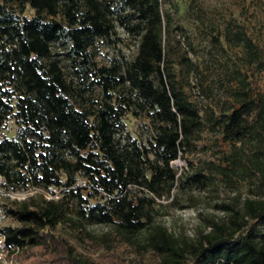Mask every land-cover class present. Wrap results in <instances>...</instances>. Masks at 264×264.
<instances>
[{"label": "trees", "instance_id": "1", "mask_svg": "<svg viewBox=\"0 0 264 264\" xmlns=\"http://www.w3.org/2000/svg\"><path fill=\"white\" fill-rule=\"evenodd\" d=\"M26 4L35 10L31 17L22 13ZM116 25L135 38L134 53L98 64L92 46L111 39ZM168 27L161 0H0V180L11 189L30 184L63 193L3 210L18 224L0 227L6 244L31 256L41 251L47 256L42 264H94L76 253L70 232L57 229L69 225L77 230L72 237L83 241L92 237L87 225H104L108 243L124 241L140 255L153 253L148 264H264V198L246 199L242 213L222 205L231 211L228 221L214 222L213 231L190 242L151 217L155 197L169 196L177 182L170 162L203 125L224 142L264 144V94L248 72L237 71V86L203 120L172 81ZM235 34L247 62L264 66L246 32ZM94 90L100 98L92 97ZM129 112L149 118L144 137L128 131ZM9 121L16 126L13 138L2 133ZM240 150L223 155L220 174L262 170V150L252 152L247 166ZM201 174L190 179L198 182ZM135 188L143 195L135 197ZM82 192L103 201L88 205ZM65 194L78 200L76 215L64 206Z\"/></svg>", "mask_w": 264, "mask_h": 264}, {"label": "rangeland", "instance_id": "2", "mask_svg": "<svg viewBox=\"0 0 264 264\" xmlns=\"http://www.w3.org/2000/svg\"><path fill=\"white\" fill-rule=\"evenodd\" d=\"M161 8L164 15H169L165 50L172 81L176 89L198 108L203 120L209 108L225 99L230 88L237 86V71H247L257 90L264 94V66L256 61L247 62L248 57L235 34L239 30L245 31L264 59V0H161ZM22 13L31 17L35 10L26 4ZM54 46L57 51L63 48L62 44ZM135 46V38L116 25L111 39L97 40L91 52L98 64H107L117 57L130 59ZM61 53L59 56L64 59L66 55ZM64 68L67 71V66ZM69 73L68 70L66 74L69 76ZM92 97L100 98L98 90H94ZM124 123L133 137H144L150 121L144 114L129 112L124 116ZM15 129L14 123L9 121L2 133L13 138ZM239 146L242 163L246 166L250 165L248 159H253L252 152H264V144L251 138L235 144L224 142L220 133L203 125L192 143L184 146L181 157L170 162L177 182L169 196L155 197V203L150 207L151 217L190 242L213 231L214 222L228 221L231 211L222 205L227 204L242 213L246 199L264 198V158L262 170L258 172L237 170V174H220L217 171L219 165L226 164L223 155L232 154ZM198 170L202 173L199 181L191 180L190 176ZM77 178L78 183L84 184L81 177ZM133 192L135 197L143 195L137 188ZM62 195L59 189L50 192L30 184L11 189L0 180V227L18 225L3 210L30 198L32 203H39L41 198L56 200ZM82 197L88 199V205L103 201L100 196H87L86 192H82ZM77 203L70 194L63 196V204L72 215H76L79 208ZM146 205L149 208V204ZM57 230L70 232V242L76 253L94 264H148L154 257L153 253L140 255L135 246L124 241L112 244L105 241L103 236L108 234V226L87 225L86 230L92 237L84 236L83 241L72 237L77 230L69 225ZM34 253L31 256L29 251H20L16 256L17 264H42L40 259L47 256H40L41 251ZM49 264L72 263L57 259Z\"/></svg>", "mask_w": 264, "mask_h": 264}, {"label": "built area", "instance_id": "3", "mask_svg": "<svg viewBox=\"0 0 264 264\" xmlns=\"http://www.w3.org/2000/svg\"><path fill=\"white\" fill-rule=\"evenodd\" d=\"M20 248L5 243V236L0 233V264H17L16 256Z\"/></svg>", "mask_w": 264, "mask_h": 264}]
</instances>
